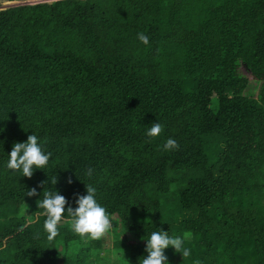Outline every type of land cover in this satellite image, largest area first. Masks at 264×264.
<instances>
[{
    "label": "trees",
    "instance_id": "16d2710c",
    "mask_svg": "<svg viewBox=\"0 0 264 264\" xmlns=\"http://www.w3.org/2000/svg\"><path fill=\"white\" fill-rule=\"evenodd\" d=\"M32 134L51 158L28 178L6 164ZM85 184L111 219L100 240L70 228ZM56 190L67 204L49 242L37 200ZM160 230L189 237L191 255L170 247L168 264H264V0L0 11V264H99L98 251L142 264Z\"/></svg>",
    "mask_w": 264,
    "mask_h": 264
},
{
    "label": "clouds",
    "instance_id": "9594fccd",
    "mask_svg": "<svg viewBox=\"0 0 264 264\" xmlns=\"http://www.w3.org/2000/svg\"><path fill=\"white\" fill-rule=\"evenodd\" d=\"M138 39L144 45L149 44V38L144 33L138 34ZM163 130V126L159 123H153L146 131L149 138L158 137ZM179 144L173 138H168L163 144L164 151L178 150ZM51 158V153H45L38 137L35 134L29 135L26 142L14 143L9 154L6 167L12 171H22L23 177L31 178L35 169H43L47 166ZM93 169H88L87 175L91 177ZM71 183V180L68 181ZM52 185L57 183L56 176L50 182ZM87 195L78 196L76 204L78 207L73 209L68 207L67 214L70 217L71 231L82 239L100 240L112 229V223L106 209L96 200L97 189L91 184H85ZM37 191L32 188L26 191V196H36ZM43 200H37L38 209L44 210L46 219L43 229L47 233V240L52 242L59 235L58 225L65 215V205L67 200L58 191H43ZM189 237L170 236L168 231L160 230L152 232L150 239H147L146 252L147 258H143L142 264H168V258L164 254L165 249L173 248L177 253L182 254V258L191 255V249L185 247V242ZM116 257H113L115 260ZM194 264H201L199 260Z\"/></svg>",
    "mask_w": 264,
    "mask_h": 264
},
{
    "label": "rangeland",
    "instance_id": "374dc122",
    "mask_svg": "<svg viewBox=\"0 0 264 264\" xmlns=\"http://www.w3.org/2000/svg\"><path fill=\"white\" fill-rule=\"evenodd\" d=\"M59 0H25V1H19V2H15V3H10V2H3L2 0H0V11L2 10H6V9H9V8H13V7H16V6H25V5H35V4H40V3H54V2H57ZM111 241H108V246L111 245L110 243ZM114 250H112V255L111 256V261L113 262V257L115 256L117 259H115V261H120L118 259V257L121 255V252L118 254L115 252ZM125 255V254H124ZM106 256V251H98V253L93 257V261L94 262H99V264H107V262L104 260ZM95 260H98V261H95Z\"/></svg>",
    "mask_w": 264,
    "mask_h": 264
}]
</instances>
